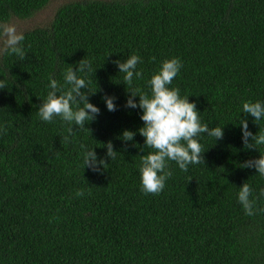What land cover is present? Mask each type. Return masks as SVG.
<instances>
[{"label": "trees", "instance_id": "obj_1", "mask_svg": "<svg viewBox=\"0 0 264 264\" xmlns=\"http://www.w3.org/2000/svg\"><path fill=\"white\" fill-rule=\"evenodd\" d=\"M50 1L0 0V21L28 20ZM23 33L25 60L0 51V76L11 77L0 90V264H264V211L248 216L237 201L245 182L254 195L264 189V177L240 166L264 146L245 149L239 126L242 102L264 100V0L70 1L47 26ZM132 54L143 59L144 79L129 87L115 61ZM171 57L183 63L171 87L224 135L204 137L202 163L187 172L173 163L165 189L145 194L141 110L124 105ZM82 59L95 69L88 100L100 114L89 132L73 126L70 136L38 108L49 78L62 82ZM244 118L253 134L264 129ZM109 141L118 155L106 158L108 168L83 169L80 144L106 157Z\"/></svg>", "mask_w": 264, "mask_h": 264}, {"label": "clouds", "instance_id": "obj_2", "mask_svg": "<svg viewBox=\"0 0 264 264\" xmlns=\"http://www.w3.org/2000/svg\"><path fill=\"white\" fill-rule=\"evenodd\" d=\"M25 39V34L19 31L15 24L0 21V41L3 42L0 51L5 55L25 60L27 57ZM115 63L119 73H124L123 80L129 87L136 80L144 79L143 70L138 68V65L143 63L139 54H132L125 60H117ZM182 67L183 63L179 57L165 59L146 81L147 92L140 88L127 91L130 95L124 106L141 110L140 119L143 121V127L138 131L144 138L142 151L146 148L150 150L140 156V187L145 194H159L165 189L167 180L173 175L171 167L173 163L185 172L190 165L202 163L204 150L201 140L204 137H212L216 141L222 139L224 135L223 127H209V124L202 121L201 113L195 102L189 101V96H182L180 88L171 87ZM94 71L91 61L82 59L75 70L69 66L63 71L62 82L50 77L46 98L38 108L39 118L47 123L59 118L69 126L70 136L75 133L73 126L77 129H86L85 125L94 121L100 114L99 107L88 100V96L97 91L88 90L92 82L90 74L92 76ZM10 80L9 74L7 79L0 76V90L8 88ZM104 103L108 111L117 110L115 97L105 95ZM241 114L250 115L254 118L253 122L259 126L264 122V100L243 101L239 118L244 148L257 150V146H264V129L259 128V131L253 134L249 130L248 120ZM135 135L136 133L125 130L122 138L125 141H132ZM102 147L107 150L106 157H98L94 147L89 148L86 144H80L83 169L88 167L94 172H101L108 168L106 158H110L111 161L118 153L113 150L110 141ZM240 166L254 168L257 174L264 177V155H260L258 159L245 161ZM238 189L237 201L246 215L253 216L258 211H264L257 207L258 200L264 197V189L260 190L259 195H254L253 187L246 182ZM76 195L83 196L84 192L78 191Z\"/></svg>", "mask_w": 264, "mask_h": 264}, {"label": "rangeland", "instance_id": "obj_3", "mask_svg": "<svg viewBox=\"0 0 264 264\" xmlns=\"http://www.w3.org/2000/svg\"><path fill=\"white\" fill-rule=\"evenodd\" d=\"M70 1H78V0H51L47 6L37 12L34 16L29 18L28 20H14L10 23H13L17 26L18 30L21 32L31 30L35 27H45L48 25L50 20L52 19L55 11L61 6L62 4ZM3 47V42L0 41V49Z\"/></svg>", "mask_w": 264, "mask_h": 264}]
</instances>
